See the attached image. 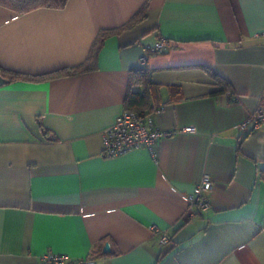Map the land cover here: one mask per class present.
<instances>
[{"label":"crops","instance_id":"crops-1","mask_svg":"<svg viewBox=\"0 0 264 264\" xmlns=\"http://www.w3.org/2000/svg\"><path fill=\"white\" fill-rule=\"evenodd\" d=\"M141 10L102 40L93 70L75 73L99 33ZM161 38L166 51L141 66ZM0 69L22 76L0 85V264H40L48 252L93 264H264V128H238L264 110V0L0 5ZM140 69L155 127L196 133L103 158L101 134L128 111ZM205 173L211 208L185 219Z\"/></svg>","mask_w":264,"mask_h":264},{"label":"built area","instance_id":"built-area-1","mask_svg":"<svg viewBox=\"0 0 264 264\" xmlns=\"http://www.w3.org/2000/svg\"><path fill=\"white\" fill-rule=\"evenodd\" d=\"M167 45L168 40L161 38L154 45L144 46L140 65H144L150 55L166 51ZM261 127L264 128V110L260 107L238 125V128L244 133L256 131ZM195 133L196 129L193 126L161 131L155 127L153 114L124 111L116 118L110 128L102 132L103 150L101 156L103 158H115L138 149L151 151L158 142L164 139L178 134ZM212 188L213 181L210 175L203 174L187 198L185 219L200 216L211 208L210 194ZM151 230L155 236H158L161 245L169 243V237L164 232L159 231L156 227H152ZM40 264H93V260H72L67 256L48 252L40 257Z\"/></svg>","mask_w":264,"mask_h":264},{"label":"trees","instance_id":"trees-1","mask_svg":"<svg viewBox=\"0 0 264 264\" xmlns=\"http://www.w3.org/2000/svg\"><path fill=\"white\" fill-rule=\"evenodd\" d=\"M68 0H0V5L8 8L17 13H28L40 8H53L59 9L63 8ZM144 18L143 10L137 13L124 27L115 30L114 32H101L97 36L87 63L79 68H77L75 73L88 72L95 68L98 53L102 44V40L112 34L118 33L120 31L130 29L135 24L139 23ZM68 72H66L67 74ZM0 76L5 77L7 81H13L15 79L21 78L19 74H13L0 69ZM140 85L144 88L143 92L133 91L131 88L133 86ZM149 85V74L145 69H140L130 74L129 78V93L125 99L126 110L147 114L145 111L147 105V96L145 88Z\"/></svg>","mask_w":264,"mask_h":264},{"label":"water","instance_id":"water-1","mask_svg":"<svg viewBox=\"0 0 264 264\" xmlns=\"http://www.w3.org/2000/svg\"><path fill=\"white\" fill-rule=\"evenodd\" d=\"M6 82H7V80H6L5 78H3V77L0 76V85L4 84V83H6ZM109 250H110L109 244L106 243V244L104 245V247H103V252H104V253H107V252H109Z\"/></svg>","mask_w":264,"mask_h":264}]
</instances>
